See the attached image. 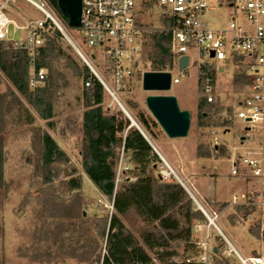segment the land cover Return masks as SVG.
<instances>
[{
    "label": "rangeland",
    "instance_id": "374dc122",
    "mask_svg": "<svg viewBox=\"0 0 264 264\" xmlns=\"http://www.w3.org/2000/svg\"><path fill=\"white\" fill-rule=\"evenodd\" d=\"M140 3L141 0H138L137 7H141ZM50 11L62 24H65L61 13L51 7ZM5 12L19 26H25L29 21L44 19V14L40 10L24 0H14ZM158 15L159 7L153 3L150 8H143L139 19L149 27L156 28L159 26ZM234 16L232 7L215 6L213 11L205 14L204 20L214 29L225 26ZM8 31L10 39L22 40L27 36L26 29L15 28L13 25L9 26ZM68 31L85 52L91 51L83 45L78 28H68ZM64 43L71 47L65 39ZM70 50L76 55L72 47ZM145 50L147 47H144ZM188 54L190 65L187 69L181 71L178 66L170 69L171 75L177 77L179 82L172 84L166 92L177 98L181 109H188L191 112L188 135L184 138H168L162 132L157 140L151 141V144L176 172L191 181L203 203H209L216 208L213 200L228 201L232 193L243 190L244 187H256L253 180H249L246 184L241 178L230 175L232 159L244 153L239 147V137L244 124L236 117L239 110L237 95L241 88L232 81L234 74L243 70V67L230 59L202 60L191 51ZM141 58L136 57L132 67L138 66L143 72L147 69L144 70ZM204 61L213 64L216 71L213 91L215 101L208 112L217 123L223 116H229L227 112L230 107L231 124L227 128L196 127L194 121L196 106L202 96L198 86L197 65ZM127 64L131 66L130 62ZM57 66L64 73L67 84L59 90L55 100L52 129H47L45 122L30 110L35 119L28 124L22 108V105L26 107L25 103L12 104L4 113L5 185L0 189V264H97L94 259L104 250L105 238L102 231L107 228L112 209L110 201L81 169L79 151L82 142L81 113L84 109L82 80L66 68L61 60L57 62ZM96 68L102 71L100 65ZM131 80L129 88H122L118 92L122 106L124 100L129 98L145 107L144 98L151 92L141 88L140 79ZM7 87L8 83L3 78L0 91H5ZM107 101H110L109 97ZM43 130H47L52 135L69 157V162L61 165L53 183H44L42 179L40 135ZM210 130H214L215 135L224 142L229 155L218 158L195 156L196 145L199 142L209 141ZM237 164L240 170L245 169L239 159ZM245 170L250 172L248 169ZM72 171L75 173L72 174ZM70 177L81 180L82 187L77 194L65 193L59 186L62 180ZM70 204L74 208L72 215L68 216L64 208L68 209ZM219 212L218 225L242 255L253 256L256 253L264 255L260 236L257 239L250 233L251 220L231 222L227 218L231 212L229 207ZM125 223L138 237V230L143 226L142 222L132 214H128ZM209 234L210 243H214L216 231L210 227ZM180 249L181 247L176 245V250L180 251ZM232 262L237 264L234 259Z\"/></svg>",
    "mask_w": 264,
    "mask_h": 264
},
{
    "label": "trees",
    "instance_id": "16d2710c",
    "mask_svg": "<svg viewBox=\"0 0 264 264\" xmlns=\"http://www.w3.org/2000/svg\"><path fill=\"white\" fill-rule=\"evenodd\" d=\"M45 1L60 14L56 0ZM154 1H144L143 7L150 8ZM62 18L66 27L75 28L68 26L66 18ZM158 21L159 25L169 26L167 19L159 18ZM145 26L149 27L148 24ZM40 32L42 44L33 60L27 50L0 40V84L3 78L8 83L6 90L0 91V189L5 185L4 113L12 104L25 103L26 107L22 105V108L28 124L35 119L30 110L45 122L47 129H52L54 103L59 90L67 84L64 73L57 66L61 60L66 68L82 80L84 109L81 113L82 142L79 151L81 169L112 205L107 228L102 231L104 250L94 260L97 264H205L198 260L203 250L193 244L202 238V233L194 231V225L206 222L204 215L196 209L180 184L164 181L158 175L162 162L151 145V141L157 140L162 133L158 123L144 106L126 98L123 107L140 130L130 126L120 107L107 101L108 95L98 81L94 80L91 88H84L83 82L90 71L78 56L73 55L71 47L65 45L61 33L52 26ZM144 39L147 47L141 56L144 70L167 71L175 66L176 54L170 49L169 31L151 29L144 32ZM33 66L35 69L43 68L46 74L44 83L38 87H30L28 84ZM198 71L200 91L208 78L214 87V65L205 63ZM140 74L141 70L136 66L122 88H129L131 79H140ZM245 78L236 73L232 81L238 86ZM214 101L208 102L205 96H200L194 119L196 127H229L230 107L227 112L229 116H223L216 123L208 112ZM40 142L42 179L44 183H53L61 165L68 163L69 157L47 130L41 133ZM227 155L229 152L224 142L220 140L214 144L211 137L207 143L199 142L195 148L197 158ZM120 157L129 165V169L123 171L121 180L115 186ZM59 186L65 193L77 194L82 184L78 178L70 177L62 180ZM228 201L219 202L217 199L216 209L222 211L229 207L231 212L227 218L231 222L251 220L250 233L259 239L262 216L258 208L241 204L228 206ZM73 208L72 204L68 209L64 208L65 214L71 216ZM128 214L142 222L138 237L125 223ZM214 244L216 251L210 253L211 264H234L233 259L240 264L234 254L226 253L225 244L217 233ZM176 245L181 247L180 251L176 250Z\"/></svg>",
    "mask_w": 264,
    "mask_h": 264
},
{
    "label": "built area",
    "instance_id": "2783aa9c",
    "mask_svg": "<svg viewBox=\"0 0 264 264\" xmlns=\"http://www.w3.org/2000/svg\"><path fill=\"white\" fill-rule=\"evenodd\" d=\"M13 1L0 0V40L27 50L33 60L42 44L40 31L55 27L90 71V75L83 82L84 88L89 89L94 80L98 81L110 102L124 110L118 92L135 69L132 67L135 58L141 57L144 52L145 31L165 29L170 32V49L176 54L175 66H178L180 56H188V63L181 71L190 65L189 51L202 60L230 59L242 66L243 70L238 73L246 78L238 85L241 91L237 95L239 110L236 117L244 124L239 137V147L244 153L232 159L230 175L243 181L253 180L256 187L232 193L227 204L256 206L264 218V0H155L154 4L159 7L158 19H167L169 22L167 27L159 25L156 28L146 27L139 19L144 8L143 3L148 0H141V7H137L138 0H81L79 37L90 52H85L73 39L68 27L52 14L45 0H24L44 14L43 20L29 21L25 26L15 24L5 12ZM215 6L232 7L235 16L225 26L213 29L204 20V16L208 11H213ZM10 25L26 29V38H8ZM211 52L213 56H210ZM205 63L208 62L198 63V68ZM97 65H100L102 71L97 70ZM141 75L142 72L140 80ZM45 78L44 69H35L33 66L28 84L30 87L41 86ZM178 82L179 79L171 75V85ZM213 91L214 87L208 78L202 89V95L208 102L215 100ZM209 134L212 142L218 144L220 139L214 130H210ZM156 153L162 162L158 169L159 177L164 181H176L180 184L206 219L205 224L194 225L195 231H203L204 236L202 240L193 242L203 250L198 260L211 264V227L221 237L226 252L234 254L240 264H264V255L244 256L233 246L218 225L219 211L212 205L203 203L191 181L176 172L157 151ZM238 159L250 172L240 170ZM128 169L129 165L120 157L116 167L115 186L121 180L123 171ZM110 207L112 209L111 204Z\"/></svg>",
    "mask_w": 264,
    "mask_h": 264
},
{
    "label": "water",
    "instance_id": "95a60500",
    "mask_svg": "<svg viewBox=\"0 0 264 264\" xmlns=\"http://www.w3.org/2000/svg\"><path fill=\"white\" fill-rule=\"evenodd\" d=\"M56 3L61 15L66 18L68 26L78 28L81 19V0H56ZM210 56H213V52L210 53ZM187 63L188 56H180L178 58L179 70L185 68ZM141 88L151 92L145 96L144 105L162 132L168 138L186 137L191 124V112L188 109H181L177 98L166 93L171 88V73L168 71H143ZM120 109L129 120L130 126L140 130L127 111L122 107ZM152 147L154 149L153 145ZM260 238L262 246H264V218L261 219ZM212 251L215 252L216 248L213 247Z\"/></svg>",
    "mask_w": 264,
    "mask_h": 264
},
{
    "label": "crops",
    "instance_id": "0c3cea01",
    "mask_svg": "<svg viewBox=\"0 0 264 264\" xmlns=\"http://www.w3.org/2000/svg\"><path fill=\"white\" fill-rule=\"evenodd\" d=\"M152 145V144H151ZM243 181V180H242ZM244 183H246L247 184V182L248 181H243ZM248 186V185H247ZM254 186V185H253ZM245 189H251V187H244ZM253 188V187H252ZM245 189H243V190H245ZM240 191H242V190H240ZM213 203H215V201L213 200ZM209 204V203H208ZM212 204V203H211ZM210 205V204H209ZM220 213V212H219ZM199 223V222H198ZM194 231H195V229H194ZM196 233H198V234H200V233H202V238L200 239V240H202L203 239V231H195ZM210 240H211V237L209 238V245H210V247L211 248H213V247H215V244L212 242V243H210ZM174 259H177L176 257H174Z\"/></svg>",
    "mask_w": 264,
    "mask_h": 264
}]
</instances>
